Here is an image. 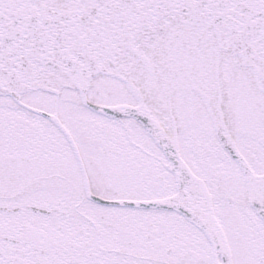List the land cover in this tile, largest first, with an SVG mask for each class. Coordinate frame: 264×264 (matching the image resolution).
<instances>
[{"label":"snow or ice","instance_id":"snow-or-ice-1","mask_svg":"<svg viewBox=\"0 0 264 264\" xmlns=\"http://www.w3.org/2000/svg\"><path fill=\"white\" fill-rule=\"evenodd\" d=\"M0 264H264V0H0Z\"/></svg>","mask_w":264,"mask_h":264}]
</instances>
